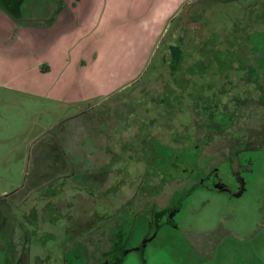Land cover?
<instances>
[{
    "label": "rangeland",
    "instance_id": "374dc122",
    "mask_svg": "<svg viewBox=\"0 0 264 264\" xmlns=\"http://www.w3.org/2000/svg\"><path fill=\"white\" fill-rule=\"evenodd\" d=\"M62 3L27 0L22 11L49 20ZM184 5L164 24L149 57L128 83L123 81L137 69L144 53L123 50L119 34L105 40L101 57L107 75L117 73V86L114 80L111 84L106 80L107 88L115 89L86 102L83 115L56 128L50 157L43 148L36 164L32 163L29 181L25 177L13 198L20 207L12 210L7 205L2 211L8 219L0 230L3 259L8 257L5 251L12 246L13 235V248L22 264H59L55 261H63L64 254L67 264H91V254L103 260L101 252L110 245L109 230L118 232L114 224L119 217L125 225L133 221L136 225L133 240L122 239L123 245L132 243L128 248L140 245L145 229L155 238L144 260L132 249L122 264H264V150L247 151L241 159L238 170L244 189L240 196L198 190L177 212L178 228L152 223L156 212L152 206L173 205L178 194L172 195L179 188L170 181L156 189L158 179L150 182L142 176L149 168L146 154L155 145L152 141L172 148H182L186 142L192 146L211 133L206 129L208 112L227 114L236 102L246 112L249 132L264 135V105L254 101L264 102V92L258 89L264 91V0H191ZM172 46L180 48L181 56H173ZM237 116L240 119L241 112ZM224 139L218 136L201 153L210 161H221ZM145 141L147 151L142 146ZM61 159L65 168L59 164ZM151 167V172L160 169ZM220 170L236 189L238 175L231 173L228 163L222 162ZM142 180L149 193L147 202L140 204L150 210L123 211L129 201L137 203L134 194ZM112 210L122 214L113 215L114 221L99 217ZM113 238L118 241V233Z\"/></svg>",
    "mask_w": 264,
    "mask_h": 264
},
{
    "label": "crops",
    "instance_id": "0c3cea01",
    "mask_svg": "<svg viewBox=\"0 0 264 264\" xmlns=\"http://www.w3.org/2000/svg\"><path fill=\"white\" fill-rule=\"evenodd\" d=\"M189 1L63 0L56 21L46 27L38 24L46 19L23 14L27 0H0V230L7 225L2 216L7 205L20 207L15 196L24 185L32 142L52 124L80 114L86 102L115 89L107 88L117 73L107 75L101 57L105 40L119 34L123 50L144 53L123 81L128 83L149 57L164 24ZM14 172L19 176L10 175ZM11 189L14 194L7 199ZM13 239L5 251L8 259L0 245L1 264L17 262Z\"/></svg>",
    "mask_w": 264,
    "mask_h": 264
},
{
    "label": "flooded vegetation",
    "instance_id": "af4514ba",
    "mask_svg": "<svg viewBox=\"0 0 264 264\" xmlns=\"http://www.w3.org/2000/svg\"><path fill=\"white\" fill-rule=\"evenodd\" d=\"M258 89L261 92H264L260 87H258ZM261 98H263L262 96H260ZM255 102L258 103L259 106H263L264 102L263 99L259 100V99H254ZM244 102V101H242ZM236 107L232 110L229 111V113L227 114V116L229 117V128L226 129L225 131V151H224V158L219 161V162H215L214 160L210 159H206L205 156L203 154H200L196 151L197 146L202 148H206L210 145H212L213 143H215V139L216 136L213 134L214 131H210L211 133V137H205V135H203L200 139H196V144L192 145L191 144L188 145L187 142L185 144V146H189L192 148L191 150V155L192 158L195 159L194 161V165L195 166H201L202 168L200 170L198 169H194L195 171H193V173L191 175H189L188 173H184V174H178L176 176H174L171 180H169V182H176L178 183V189L175 190L174 194L172 195V197H174V195H176L177 193L180 192V194H189L185 200L187 198H189L190 196H192L196 191L198 190H205V191H212V192H219L222 194H231L232 196L235 195H241L244 189V179H242L239 175V170L238 168L240 167V163H241V159L243 158V156L245 155V153L247 151H262L264 150V135H261L260 137H258L257 135H253L252 133L249 132V128H248V121H245L246 119H244V114L246 113L244 108H242V104L241 106H239V104H235ZM241 112L242 117L237 116V114ZM236 113V114H234ZM238 118V119H237ZM208 134V136L210 135ZM212 139V140H211ZM194 141V139H192ZM183 143V142H182ZM161 146L164 147H170L167 144L168 143H164V142H160ZM184 144V143H183ZM172 147V146H171ZM179 151H181L183 149L182 148H175ZM195 149V150H194ZM215 162V163H213ZM228 163V166L230 167L231 173L233 175H238V177L236 178V182H238V185L236 187V189H234V184H232L228 179V176H226L221 170H220V164L221 163ZM209 163V164H206ZM208 167V170L206 172V170H204V166ZM143 177L148 176L149 178V173L148 170H145L142 174ZM183 176V177H182ZM183 179V182H180V180ZM164 178L165 177H160L158 178V183L156 184V189L160 187V183L162 184V188L164 187ZM138 188H136V193L134 194L135 197H137V203L135 202L134 204L131 203V201H129L127 203V206L124 205L123 207V211L130 209V207H135L138 208L139 212H146V210H150L147 205H141L140 203H146L147 202V194L149 192H147V186L145 185L144 181L142 180L141 182L138 183ZM152 185V184H151ZM182 186V187H181ZM184 200V201H185ZM135 201V200H133ZM183 201V203H184ZM173 202V200H172ZM130 203V204H129ZM171 203V202H170ZM170 203L167 205L169 206ZM182 203V205H183ZM181 205V208H182ZM153 209L157 208L152 206ZM181 208L179 210H177L176 212H174L173 214H167L166 217L164 218V220H159L158 221V217L157 218H152L153 222L155 223L159 228L161 227V224L165 223V224H170L172 227L178 228V225L176 223V219L175 216L177 214V212H180ZM160 209V208H158ZM109 211V210H108ZM108 211H106V215L104 214L103 216L99 215V217L102 220H106L109 219L110 217L112 218L113 215L119 214V216L122 214L121 210L117 212V210L108 213ZM117 218V217H116ZM120 218H123L120 217ZM113 219V218H112ZM124 220V219H123ZM114 221V219H113ZM119 217L117 218V221L115 222L114 226L116 227V224L119 223ZM165 221V222H164ZM128 222V221H127ZM134 222V221H133ZM112 225V223H109ZM125 224V223H124ZM129 224H133L131 222H129ZM127 225H125V227L118 229V241L116 243H114V238L113 236L116 234L114 232H110L109 230V248L106 249L105 251L101 252V256L103 260H99L97 257H95V254H91L94 256L93 259H90L92 262H90L91 264H122L123 262H125L126 257H127V253L130 250H135L139 253L140 257L144 260L145 259V255H146V249L149 246V244L152 242V240H154L152 237V235H154L152 232H148V229H145L144 235L141 238L142 241L140 243L139 246H137L136 248L133 246V248L129 247L130 244L128 245H123L122 244V239L123 237L126 238V240L129 242H131L133 240V235L135 234L133 232L134 228L136 227H127ZM125 228L128 230L126 231ZM120 236V237H119ZM108 242V243H109ZM121 242V243H120ZM128 242V243H129ZM121 245L122 249H119ZM127 248V249H126ZM86 249V248H85ZM90 258V257H89ZM95 260V261H93ZM99 262V263H98Z\"/></svg>",
    "mask_w": 264,
    "mask_h": 264
},
{
    "label": "trees",
    "instance_id": "16d2710c",
    "mask_svg": "<svg viewBox=\"0 0 264 264\" xmlns=\"http://www.w3.org/2000/svg\"><path fill=\"white\" fill-rule=\"evenodd\" d=\"M62 8H63L62 5H59V9H57L56 15L54 17L50 18L49 20H46L42 24H40V23H38V24H40L42 26L44 25L46 27L51 26L54 23V21H56V19L59 16V14L61 13ZM171 51L173 52V56H175V57L181 56V52L182 51L180 50V48H176L175 46H172L171 47ZM237 104H239V106H241L240 103H237ZM87 109H88V107H87ZM87 109H83V111L80 114L83 115L86 112ZM208 113H210V116L206 118L207 119V126H209V128L206 127L207 131L208 130L209 131L214 130L213 134L216 136V139H217L218 136H224V138H225V131H226L227 128H229V124H230L229 123V117L227 116V114L229 112H227V114L221 113V116L214 115V112H212V111H210ZM225 116H227V117H225ZM74 118L75 117H73V118L69 117L67 119L62 120L54 128L52 127L50 129H48L37 140H34L32 142V145L30 146V152H29L28 161H27V174H26V181L27 182L29 181V177L31 176L28 173H30V171H31V166H33L32 163L36 164L37 158H39L42 155V153H43V150H42L43 148L47 149V151H48L47 152V156L50 157L51 149H49V147L52 146L53 141L56 140V138H57L56 135L53 137L52 133L54 134V131H55L56 128H59V127H61L63 125L65 126V124H67V122L69 120L74 119ZM214 127H216V128H214ZM206 136L207 137H211V135H209V136L206 135ZM152 142L155 145L151 146L150 150H148V151H147V149L145 148V145H144L147 142L145 141L143 143V145H142L144 147V150L147 151L146 157H148V159H149L148 160V167H149L148 168V173H149L150 177L148 179L150 180V182H151V180L153 178L158 179L160 177H165L164 178V180H165L164 184H166V182H169V180L172 181L173 180L172 178L174 176L178 175V174L188 173L189 175H191L193 173V171H195L194 169L200 170L202 168L200 165L199 166H195L194 165L195 159L192 158V155H191V150H192L191 147L192 146L191 147L183 146V149L181 151H179V150H177L175 148H172L171 146L170 147L161 146L159 141H152ZM39 151H42V152L39 153ZM196 151L198 153L202 154L201 153L202 150L198 146L196 148ZM59 164L62 167L64 165V159H61ZM151 166H155L156 169H157V167H160V169L157 170V171L154 170V172H151V171H153ZM63 168H65V167L63 166ZM64 171H65V169L62 170V174L65 173ZM57 172H61V171H57ZM44 173L41 172L40 175H44ZM46 175H48V174H46ZM150 186L152 187L151 184H150ZM190 193L187 194V195L186 194L184 195L182 193L180 194V192L177 193L178 194L177 195L178 198H175V200L173 201V205L170 204L169 206H166V207L160 208V209H156L155 208L156 212H154V217L155 218L158 217L159 218L158 221L160 219L164 220V218L166 217L167 214H173L174 212H176L177 210H179L181 208V205H182L183 201L185 200V198L188 195H190ZM3 221H5V220H3ZM118 222L119 223L116 224L115 230H118V229H121V228L125 227L123 219L121 221H118ZM132 223L133 224H131V225L128 224L127 227H130V228L131 227H135V222H132ZM114 241H115L114 243L117 242L115 239H114ZM71 242H72V238H71ZM77 245H79V244H77ZM75 251L76 250L74 249V252ZM84 252L88 255V253H87L85 248H84ZM81 255H83V254H81ZM63 258H64L63 264L69 263L67 261L66 257H65V254H64ZM6 259H8V258H6ZM22 263H23V259H22V257L18 256V251H17V262H16V264H22Z\"/></svg>",
    "mask_w": 264,
    "mask_h": 264
}]
</instances>
